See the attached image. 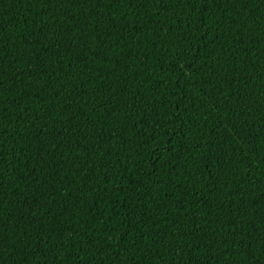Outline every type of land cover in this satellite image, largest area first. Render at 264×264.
<instances>
[{"label":"trees","instance_id":"16d2710c","mask_svg":"<svg viewBox=\"0 0 264 264\" xmlns=\"http://www.w3.org/2000/svg\"><path fill=\"white\" fill-rule=\"evenodd\" d=\"M0 264H264V0H0Z\"/></svg>","mask_w":264,"mask_h":264}]
</instances>
